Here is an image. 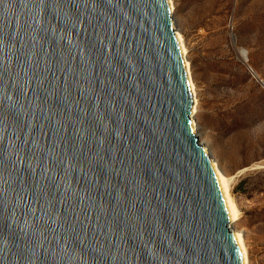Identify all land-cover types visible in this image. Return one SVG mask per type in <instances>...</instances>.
Returning a JSON list of instances; mask_svg holds the SVG:
<instances>
[{"label": "water", "instance_id": "95a60500", "mask_svg": "<svg viewBox=\"0 0 264 264\" xmlns=\"http://www.w3.org/2000/svg\"><path fill=\"white\" fill-rule=\"evenodd\" d=\"M165 0H0V264H242Z\"/></svg>", "mask_w": 264, "mask_h": 264}, {"label": "rangeland", "instance_id": "374dc122", "mask_svg": "<svg viewBox=\"0 0 264 264\" xmlns=\"http://www.w3.org/2000/svg\"><path fill=\"white\" fill-rule=\"evenodd\" d=\"M197 140L229 180L248 264H264V0H171Z\"/></svg>", "mask_w": 264, "mask_h": 264}, {"label": "bare ground", "instance_id": "6f19581e", "mask_svg": "<svg viewBox=\"0 0 264 264\" xmlns=\"http://www.w3.org/2000/svg\"><path fill=\"white\" fill-rule=\"evenodd\" d=\"M165 1H166L168 13L170 14L171 24L174 27L173 20L171 17L172 10H173L171 0H165ZM173 31H174V35L176 37V40L178 42V46L180 48V52H181V56H182L183 64H184L186 80H187V92H188V99H189V104H190V117L189 118H190V121L192 124L193 133H194L195 137L198 138V133L196 130V124L194 121V115L196 113V105H197L196 104L197 99H196V95H195V89H194V86H193L192 81H191L190 72H189V65H188V62H187L186 57H185V47L183 45L182 38H181L180 34H178V32H176L175 29ZM198 144L205 150V152L208 155L207 148H206V145L204 144V142L201 140H198ZM209 160H210V163H211V165L214 169V172L216 174L218 184L220 187V191L222 194V199H223L224 207L226 210V216H227V225L234 232V235H235V238H236L239 250H240L242 264H248V256H247L248 254H247L246 246L244 244L243 237L240 234V232L235 231L232 228L233 224L239 219V212H238V209L236 207L234 200L232 199V197L229 193L230 190L227 187L229 180L219 171L217 165L215 164V162L210 157H209Z\"/></svg>", "mask_w": 264, "mask_h": 264}]
</instances>
